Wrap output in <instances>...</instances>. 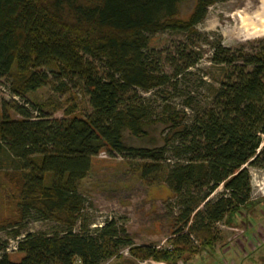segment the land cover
Segmentation results:
<instances>
[{
	"label": "trees",
	"instance_id": "1",
	"mask_svg": "<svg viewBox=\"0 0 264 264\" xmlns=\"http://www.w3.org/2000/svg\"><path fill=\"white\" fill-rule=\"evenodd\" d=\"M185 1L0 0V78L9 80L10 93L25 100L52 78L58 90L75 79L91 108L84 118L73 108L61 119L34 118L24 105L0 101V175L6 180L0 191L14 208L9 236L21 254L11 260L7 241L0 240V264H103L120 257L122 248L138 261L177 264L184 253H193L191 237L212 247L214 226L252 206L249 169H264V37L236 48L220 41L212 46L210 62L220 80L207 85L209 101L192 122L173 133L170 163L163 158L170 143L152 150L123 142L124 132L143 138L152 117L138 91L170 87L183 96L181 78L199 60L179 49L168 62L169 74L149 50L153 34L195 32L220 0H195L190 16L181 20L177 7ZM184 95L191 108L195 97ZM102 151L146 161L136 168L138 176L158 177L176 199L179 212L168 248L134 245L113 221L90 229L83 220L79 189ZM30 219L58 228L22 234L18 226Z\"/></svg>",
	"mask_w": 264,
	"mask_h": 264
},
{
	"label": "rangeland",
	"instance_id": "2",
	"mask_svg": "<svg viewBox=\"0 0 264 264\" xmlns=\"http://www.w3.org/2000/svg\"><path fill=\"white\" fill-rule=\"evenodd\" d=\"M195 0H187L177 7L178 18L186 20L194 7ZM264 7V0H220L210 6L205 18L194 27L195 32L164 31L149 37V50L158 54L165 71L173 73L170 60L177 57L179 49L185 54L198 57L196 66L185 73L179 83L177 96L170 87L163 90L138 94L148 104L152 117L145 127L146 134L141 139L123 133L126 146L158 150L166 147L163 155L165 165L172 161L171 143L174 132L189 125L194 116L209 101V86H217L220 72L210 60L212 46L220 41L225 47L236 48L239 44L264 37V24L252 25V18ZM250 16V17H249ZM50 72V69L44 68ZM205 81L206 85H201ZM66 85L58 90L59 81L52 78L51 84L28 93L21 100L10 93L9 80L0 78V101L7 104L17 102L32 110V117L43 114L52 119L64 118L65 111L74 109V115L87 117L91 113L88 98L81 91L77 80H66ZM209 85V86H207ZM189 93L195 97V104L184 105ZM34 107V108H33ZM7 113L12 119H19L12 110ZM139 159L132 160L126 155L108 154L102 151L93 158V169L82 183L79 192L84 199L83 220L90 223V229L113 221L124 229L134 245L151 246L156 249L168 248V240L175 230V217L179 206L169 191L160 185L158 177L141 179L136 168ZM252 206L241 210L228 222L214 226L216 240L212 247L200 246L191 237L193 253H184L177 264H264V169L250 168ZM5 177L0 175V185H5ZM218 188L213 196L221 192ZM14 208L5 200L0 191V240L7 241L8 247L15 240L9 236L16 215ZM22 234L52 233L58 226L52 222L28 220L18 226ZM13 261L21 254L16 250L7 253ZM120 257L107 260L103 264H165L150 260L138 261L130 257L127 248H122Z\"/></svg>",
	"mask_w": 264,
	"mask_h": 264
},
{
	"label": "bare ground",
	"instance_id": "3",
	"mask_svg": "<svg viewBox=\"0 0 264 264\" xmlns=\"http://www.w3.org/2000/svg\"><path fill=\"white\" fill-rule=\"evenodd\" d=\"M251 24L254 26L264 24V7L259 10V12L256 14L254 18H252ZM263 32H264V28H263Z\"/></svg>",
	"mask_w": 264,
	"mask_h": 264
},
{
	"label": "built area",
	"instance_id": "4",
	"mask_svg": "<svg viewBox=\"0 0 264 264\" xmlns=\"http://www.w3.org/2000/svg\"><path fill=\"white\" fill-rule=\"evenodd\" d=\"M16 241H15V243H14V246L11 248L10 246L9 247H7V249H6V252L7 253H9V252H11V251H13V250H16Z\"/></svg>",
	"mask_w": 264,
	"mask_h": 264
}]
</instances>
